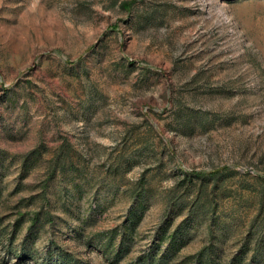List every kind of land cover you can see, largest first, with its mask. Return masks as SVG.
Wrapping results in <instances>:
<instances>
[{
	"label": "rangeland",
	"instance_id": "1",
	"mask_svg": "<svg viewBox=\"0 0 264 264\" xmlns=\"http://www.w3.org/2000/svg\"><path fill=\"white\" fill-rule=\"evenodd\" d=\"M205 247L264 264V0H0V264Z\"/></svg>",
	"mask_w": 264,
	"mask_h": 264
},
{
	"label": "trees",
	"instance_id": "2",
	"mask_svg": "<svg viewBox=\"0 0 264 264\" xmlns=\"http://www.w3.org/2000/svg\"><path fill=\"white\" fill-rule=\"evenodd\" d=\"M220 172L217 171H211L210 173L207 172H193L191 173V175L197 177V178H204V177H213L218 175ZM38 217V216H37ZM46 220H51L52 218L50 217V214H46ZM132 221V220H131ZM180 232V228H178L173 234H171V237L169 239V246L167 248V250L169 251L170 249H176L178 246L177 241V237L179 235ZM165 251L162 253V255L160 257H158L157 259H152L151 261H148L147 264H164V259L167 257V252ZM213 249H211L210 247H205L202 248L198 254H197V258L195 260L194 264H242V253L244 252L243 248L240 249L239 253H237L236 255H234L232 258L228 259L226 262H218L216 260V258L212 255ZM215 254V253H214ZM254 263H249V264H263V262H261V260H258V258L255 256L253 257ZM58 264H74L73 262H71V260L67 259L64 255H61L59 257V259L57 260Z\"/></svg>",
	"mask_w": 264,
	"mask_h": 264
}]
</instances>
